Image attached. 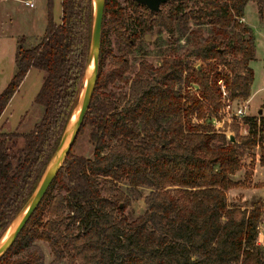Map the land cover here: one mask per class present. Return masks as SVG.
I'll use <instances>...</instances> for the list:
<instances>
[{
  "label": "trees",
  "instance_id": "16d2710c",
  "mask_svg": "<svg viewBox=\"0 0 264 264\" xmlns=\"http://www.w3.org/2000/svg\"><path fill=\"white\" fill-rule=\"evenodd\" d=\"M128 1L132 34L126 9L106 0L99 78L78 135L91 129L94 157L76 155L74 144L0 264H45L36 241L50 246L51 264H264L258 244L264 199L227 202L230 189L248 186L250 172L243 182L231 177L264 142V117H244L243 137L228 139L215 126L225 107L219 81L232 102L251 96L256 44L242 19L254 3L264 21V0H172L156 13ZM93 25V0H62L60 23L49 0L41 42L26 47L27 39H19L0 118L32 69L46 74L35 99L44 114L30 133L0 132V241L38 188L79 106ZM156 28L188 48L164 55L158 67L144 56L130 78V53ZM109 33L124 55H114ZM110 86L121 89L107 92ZM142 198L146 211L131 220L125 211Z\"/></svg>",
  "mask_w": 264,
  "mask_h": 264
},
{
  "label": "rangeland",
  "instance_id": "374dc122",
  "mask_svg": "<svg viewBox=\"0 0 264 264\" xmlns=\"http://www.w3.org/2000/svg\"><path fill=\"white\" fill-rule=\"evenodd\" d=\"M19 0L11 1L10 3L0 2V33L3 35L10 34L7 38L13 37H23L29 36L26 47H32L39 44L45 34V27L42 24V18L47 13V7L49 0H37V8L29 9L25 7ZM122 8H125L128 12V32L132 34L133 32V20L131 15L134 12V7L131 1L119 0ZM168 10L169 6L167 4L162 6L163 9ZM51 11L54 15L55 21L60 22L61 12H62V0H51ZM258 8L256 9L253 3H250L245 8V18L249 26L252 28L256 39V54L257 61L252 64V71L255 75V83L264 87V21H260L258 15ZM34 15H38L39 28L36 30L32 29L31 22ZM110 37V47L113 50L114 55H124L126 51L119 48L114 35L109 33ZM19 42V41H18ZM188 47L185 41H179L178 36H170L163 30L156 28L152 33L144 35L141 40L137 41L135 50L130 53L129 57L132 64V69L129 73V77L133 78L135 74L139 71L140 63L144 56L151 64L158 67L164 55L172 54L176 50V53L182 54ZM174 50V51H173ZM26 80L22 84L20 90L16 93L11 103L9 104L6 111L0 118V132L11 134L20 133L27 134L30 133L35 125L42 119L44 114V107L35 102L36 96L39 93L43 81L45 78V73L33 69L29 72ZM118 86H110L107 92L120 90ZM3 92V91H2ZM0 92V94L2 93ZM80 100V99H79ZM243 104V101H235L234 107ZM255 103H251L250 112L256 115L258 110H256ZM80 106V104H79ZM79 106L77 110L79 109ZM258 115V114H257ZM248 116V115H247ZM224 115L220 114L218 120H223ZM236 126L237 130L234 129ZM223 132L228 139L235 138L236 136H246L247 126L243 124V119L232 118L231 120L225 119V123L222 124ZM90 132L91 129H87L82 135L78 137L74 146V153L78 156H82L88 159H93L95 154V146L90 142ZM256 155L261 159L264 156V149L255 148L245 154L242 159V164L247 168L252 166L255 161ZM245 168V169H246ZM251 171V167H250ZM248 171V172H250ZM251 173V172H250ZM245 176V175H244ZM243 176V177H244ZM245 181V177L243 178ZM249 180H247V185ZM250 186V185H249ZM123 190H127L128 187L125 185L121 186ZM144 195H148L150 190L144 189ZM57 193L55 189L53 195ZM256 199H263L261 197H253L247 199V202ZM228 203H241V200ZM246 202V201H245ZM146 211L144 199L134 200L133 204L125 211V214L129 216L131 220H134L138 216L144 214ZM259 232H264V220L260 224ZM35 244L42 250L45 256V264H51L53 261L52 251L48 243L44 241H36Z\"/></svg>",
  "mask_w": 264,
  "mask_h": 264
},
{
  "label": "water",
  "instance_id": "95a60500",
  "mask_svg": "<svg viewBox=\"0 0 264 264\" xmlns=\"http://www.w3.org/2000/svg\"><path fill=\"white\" fill-rule=\"evenodd\" d=\"M138 4L146 6L151 12L156 13L162 10V6L172 0H133ZM106 0H93L94 25L92 33V43L89 62L83 82V89L79 100V112L76 119H72L63 135L60 146L50 161L46 172L33 194L32 198L10 226L2 240L0 241V259L3 258L18 240L19 236L27 226L28 222L37 211L53 182L64 166L65 160L72 150L76 139L80 133L86 115L89 111L95 89L97 86L100 71V55L102 43V30L105 16ZM94 66L91 70V66ZM73 118V117H72Z\"/></svg>",
  "mask_w": 264,
  "mask_h": 264
},
{
  "label": "crops",
  "instance_id": "0c3cea01",
  "mask_svg": "<svg viewBox=\"0 0 264 264\" xmlns=\"http://www.w3.org/2000/svg\"><path fill=\"white\" fill-rule=\"evenodd\" d=\"M12 1H14V0H12ZM10 2L11 1L5 2V3H10ZM37 4H38V1H37ZM249 4H247V6ZM255 7L257 9L256 5H255ZM257 15H258V12H257ZM258 17H259V15H258ZM61 19H62V14L60 17V22H61ZM242 22L252 30V28L249 26V24L246 21L245 11H244V18L242 19ZM31 23H32L31 26H32L33 30H36L37 28H39L38 15H34ZM42 24L46 29L47 25H48V7H47L46 15H44L42 18ZM9 35L10 34L3 35V32L0 33V92L4 91L7 88V86L11 82V80H12V78L16 72V53H17L19 40H18V37H16V38L13 37L15 34L11 35L12 38H7ZM253 35H254V33H253ZM23 37H25L27 39V42H28L29 36H23ZM20 38L21 37H19V39ZM254 38H255V36H254ZM255 44H256V39H255ZM257 59H258L257 54H255V59L253 61H251L249 64L250 68H252V64L254 63V61H257ZM253 75H254V72H253ZM254 83H255V75H254L253 83L251 86V96L247 101H244L247 103V108H248L247 115L251 116V117L252 116L264 117V87H260L258 85V83L257 84H254ZM251 103H255L254 106H255L256 110H258L257 111L258 115L257 114L254 115V114L249 113L250 108H251ZM250 167H251V171H250ZM250 167L246 168L243 165V168L231 177V179L236 183L237 182H243V178H244L243 176L245 175V173L248 171L251 172V175L248 179L249 180L248 184L250 186L248 185L247 187L233 188L227 192V199H229L230 202H233V201L235 202L238 199H240L242 202H245V201H248L247 199L253 198V197H261L264 199V166H262L260 164V158L258 155H256L255 161H254V163H252V166H250ZM258 244L264 248V232H259Z\"/></svg>",
  "mask_w": 264,
  "mask_h": 264
},
{
  "label": "built area",
  "instance_id": "2783aa9c",
  "mask_svg": "<svg viewBox=\"0 0 264 264\" xmlns=\"http://www.w3.org/2000/svg\"><path fill=\"white\" fill-rule=\"evenodd\" d=\"M12 0H0V2H9ZM20 3H22L25 7L29 8V9H35L37 8V0H19ZM219 84L222 88V92H223V98H224V102H225V107L223 109V111L221 112L222 115H224V119L223 120H215V126L217 131L219 132H223L221 129H223L222 124L225 123V119L227 118V120H231L232 118H236V119H243L244 117L247 116V103L243 102V104L238 105L237 107H234V102L226 99L227 98V93L225 91V83L221 80L219 81ZM256 123L257 125H260V120L256 119ZM225 133V132H224ZM264 136V133H263ZM262 146H264V142H262L261 146H257L256 148H262Z\"/></svg>",
  "mask_w": 264,
  "mask_h": 264
},
{
  "label": "bare ground",
  "instance_id": "6f19581e",
  "mask_svg": "<svg viewBox=\"0 0 264 264\" xmlns=\"http://www.w3.org/2000/svg\"><path fill=\"white\" fill-rule=\"evenodd\" d=\"M93 68H94V66L92 65L90 69L93 70ZM78 112H79V109L75 111L73 118H72V122L76 119Z\"/></svg>",
  "mask_w": 264,
  "mask_h": 264
}]
</instances>
